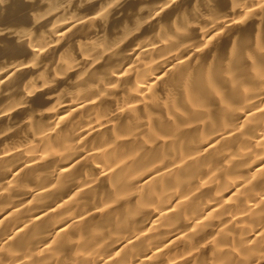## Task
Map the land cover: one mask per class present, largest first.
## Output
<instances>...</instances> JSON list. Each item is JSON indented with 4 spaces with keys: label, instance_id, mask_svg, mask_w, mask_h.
I'll return each mask as SVG.
<instances>
[{
    "label": "bare ground",
    "instance_id": "1",
    "mask_svg": "<svg viewBox=\"0 0 264 264\" xmlns=\"http://www.w3.org/2000/svg\"><path fill=\"white\" fill-rule=\"evenodd\" d=\"M0 264H264V0H0Z\"/></svg>",
    "mask_w": 264,
    "mask_h": 264
}]
</instances>
